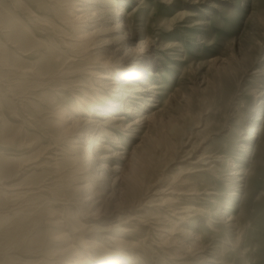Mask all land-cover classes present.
I'll list each match as a JSON object with an SVG mask.
<instances>
[{"label": "rangeland", "instance_id": "rangeland-1", "mask_svg": "<svg viewBox=\"0 0 264 264\" xmlns=\"http://www.w3.org/2000/svg\"><path fill=\"white\" fill-rule=\"evenodd\" d=\"M34 15L94 64L27 90ZM0 224V264H264V0H0Z\"/></svg>", "mask_w": 264, "mask_h": 264}, {"label": "bare ground", "instance_id": "bare-ground-1", "mask_svg": "<svg viewBox=\"0 0 264 264\" xmlns=\"http://www.w3.org/2000/svg\"><path fill=\"white\" fill-rule=\"evenodd\" d=\"M34 10H36V9H34ZM32 13H34L33 10H32ZM67 15H69V14L67 13ZM41 17H39L38 15L33 16L34 23L36 25H38L37 31H34L33 33H31L32 37L34 38V41L26 48H22L21 46H19L17 44H15L12 47L13 48L12 53L14 55L15 60H14V63L12 65H10L11 67L9 68V71H11V74L15 78L25 77L27 80L31 81L32 86L27 87L26 88L27 90L35 89V91H36V89H38V88H45V87L56 88L57 84L55 83V81L58 79L57 77L59 74L61 75L65 71H67V73H68V71L71 72L72 70H79L80 71V69H82L83 67L85 68V66H87V65L94 64V63H91V61L88 62L87 60H86L87 62L85 61L84 63L77 61V60H74L75 57H77L79 55L82 56L83 53L86 54L88 52V50L91 49L92 46L95 44V43H93V39L90 38L89 32L87 30H81L80 31V30L75 29V28L60 29V28H58V26L61 24L60 21L61 22L63 21V19H64L63 17L62 18L58 17L57 19H55L56 21H55V24H53V25H48V23L45 20L41 19ZM120 24H119V27H120ZM67 25H69V24H67ZM62 26L65 27V25H62ZM68 36L70 38L74 39V42H75L74 48L77 49L76 51H74V50L71 51L73 54L67 53V52H70V50L67 47V45H70L68 42L69 41L72 42L71 39L67 38ZM121 36H122L121 39H123V37L125 36V33H123ZM91 50H93V49H91ZM132 53L133 52L128 51L126 53V56L130 57ZM39 56H40V58L44 57V59L46 61L52 62L53 63L52 67L49 69H46V70H42V69L37 68V67L35 68L33 60L37 59V57H39ZM133 57H135V56H133ZM21 60H24V61L20 64ZM96 60H99L98 57L93 59V61H96ZM23 63H25V64H23ZM137 68L138 67H136V64H135V67L132 69L131 72L136 73ZM88 71L90 72V74H99V73H96V71L91 70V69H89ZM85 72H83V73H85ZM72 73H73V76H71L72 74H70L69 75L70 78L80 76V75H77L78 72H76V71H74ZM80 74H81V72H80ZM150 74L151 73H149L148 75H150ZM66 75H68V74H66ZM80 77H82V76H80ZM103 78H107V76H105ZM129 85H131L130 80L122 81L121 82L122 90H125V88ZM153 88L154 87H150V90ZM58 92H60V89H58L52 93V97H51L52 103L49 102V104L47 105L45 110L55 112L61 119H65L70 114L69 113L70 109L68 107L70 105H72L73 103L77 105V109H79L80 111H84V106L86 104L90 105L91 107L93 106L91 96L89 98H87L84 95L83 96L81 95V97L68 98L67 100L56 99L55 96L57 95ZM28 93H30V92L28 91ZM84 93L89 96V94L85 90H84ZM55 108L57 110L53 111ZM52 132H50V133H52ZM97 148H98V146H97ZM89 157H90L88 160L89 163L95 162L94 168H96L97 158H96L95 154L92 153L89 155ZM2 225L3 224H0V227ZM55 225L56 226L54 229V234L56 235V234L63 233L64 226L58 225V224H55ZM69 226H70V224H69ZM70 229L73 232H77V228L72 226V225L70 226ZM78 235L81 238L83 236L81 234H78ZM61 240L60 241L59 240L54 241V244L57 246L59 244H63V245L67 244L66 240H64V239H61ZM63 241H65V242L63 243ZM57 259L59 261L60 258H57ZM61 264H63V263H61ZM109 264H116V261L112 260Z\"/></svg>", "mask_w": 264, "mask_h": 264}]
</instances>
